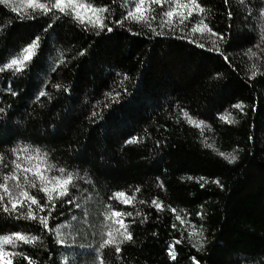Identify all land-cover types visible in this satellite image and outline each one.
Wrapping results in <instances>:
<instances>
[{"label":"trees","instance_id":"trees-1","mask_svg":"<svg viewBox=\"0 0 264 264\" xmlns=\"http://www.w3.org/2000/svg\"><path fill=\"white\" fill-rule=\"evenodd\" d=\"M91 2L109 9L104 16L112 31L55 11L33 13L23 0L0 5V66L40 38L22 72H0V155L8 165H0V175L11 170L12 150L27 147L78 177L69 196L54 201L47 229L39 217L48 209L33 206L35 221L0 210V236L38 237L5 250L22 252L34 264H100L101 258L103 264H193V258L264 264V0H198L222 40L190 35L200 19L195 14L184 24L174 18V29L161 28L167 5L153 6L157 19L149 27L131 19L116 23L134 7L127 0ZM253 70L257 75L250 78ZM41 90L47 95L37 99ZM238 103L242 109L232 107ZM185 112L205 124H190ZM132 137L139 142L126 143ZM219 152L238 159L229 164ZM117 191L135 193L136 201L110 199ZM30 194L47 203L43 192ZM153 199L163 210L151 205ZM109 206L132 213L123 217L132 239L120 245L119 256L115 246L96 251L107 238L99 233ZM176 240L173 261L169 245ZM12 259L27 264L22 256Z\"/></svg>","mask_w":264,"mask_h":264},{"label":"snow or ice","instance_id":"snow-or-ice-1","mask_svg":"<svg viewBox=\"0 0 264 264\" xmlns=\"http://www.w3.org/2000/svg\"><path fill=\"white\" fill-rule=\"evenodd\" d=\"M245 0H240V3H244ZM23 3L28 9H31V12H40L44 15L49 13L56 12L64 16H71V18L79 23L80 25H88L92 28H97L104 30L107 28L108 31H112V28L108 27L105 23L104 13L108 12L109 9L106 7H96L91 2V0H23ZM127 3L134 4V7L127 11L126 15L123 16L122 20L116 21L117 24H123L125 20H135L137 23H144L145 25L151 27V21L157 19L156 8L153 6H159L161 9L167 5V10L162 11L160 15V27H171L175 28L177 25L174 22V18H178L179 24H184L185 21L190 20L193 15L200 16L199 21L195 26L191 27L190 35L200 33L201 36H204L205 33H209L211 36H216L220 40L223 39L222 35H219L212 31L209 25L205 22L206 9L201 6L198 0H147L148 7L145 8L144 5L146 0H127ZM225 3H228V0H225ZM11 0H0V5L10 6ZM11 11L18 12L16 6H11ZM85 13H90L91 15L86 17ZM232 13L229 11V17ZM261 18H264V9H261L260 12ZM92 17H95L94 19ZM28 18H33L28 14ZM166 18V19H165ZM51 26V25H49ZM152 31L155 34L156 29L152 28ZM39 37H36L31 44L27 45L22 49V51L14 58L10 59L8 62L0 66V72L3 71H12L15 73L22 72L31 61L33 56L36 54V50L39 47ZM261 41L264 42V35L261 36ZM190 42L196 43L194 40ZM213 48H215L216 41H212ZM198 47H204L203 43H196ZM259 47V45H257ZM209 50H213L210 48ZM219 51V49H216ZM249 53L255 55L252 52V49L248 50ZM83 54V53H81ZM253 65V69H255ZM257 75V71H252L253 78ZM124 79H127L125 76ZM54 87L59 88L60 85H54ZM15 94V93H13ZM47 93L43 90L39 92V97H44ZM106 96L116 100L119 96V93H116L115 96H112L111 93H106ZM232 107L242 109V104H235ZM0 111H3L0 109ZM184 116L188 119L190 124L195 125L196 127H201L205 124L203 121H195L192 117L189 116L187 112L184 113ZM221 120L225 122L232 123L234 122L229 116L222 115L220 116ZM210 127V126H208ZM139 142L136 137H132L127 140L126 143H137ZM211 147V145H208ZM13 155L15 159L11 161V170L6 174L0 175V210L5 213H8L10 216L14 215L16 219H25V220H37V214L33 210V206L39 209L40 212L49 210L48 216L39 217V223L44 227L48 228V220L51 216L52 211L55 210L56 204L55 200H63L64 197L69 196L70 188L75 186V181L77 180V174L66 171L65 168L56 169L54 165H51L47 161V155L42 153L39 149L30 150L27 147L24 148H14ZM219 155L227 160L229 164L234 163L238 157L233 153L225 154L219 152ZM4 156L0 155V165L3 167H8L4 163ZM56 171L59 175H49V173ZM191 179V178H190ZM207 183V180L204 177L200 178ZM213 183L219 184V181H212ZM163 187V184L160 185ZM204 185L201 184V187ZM31 189H37L39 192H43L47 198L46 204H41L35 195L30 194ZM137 192L140 191L139 188L136 189ZM110 199H116L124 204H133L136 201L135 193L131 196H128L123 191H117L112 194ZM67 203H72L71 200L66 201ZM140 203H145V201H140ZM151 205L156 207L158 211L163 210V204L158 199H153ZM27 207L25 212L23 209ZM175 213L177 210L172 209ZM140 215L139 212L136 213ZM132 216L131 212L123 213L111 209L109 206V211L104 214L105 222L112 220L113 223H118L120 228L110 229L102 235H106L107 238L103 239L99 244L96 251L99 253L106 246H115V251L119 256L121 252V247L124 242L130 241L132 239V234L128 230V225L125 224L123 217ZM177 220H181L179 215L176 216ZM183 224L184 221L181 220ZM107 226V225H105ZM175 228L176 225H173ZM121 229H123L121 231ZM195 232H189V237L191 238ZM60 233H57L58 239L57 242L63 244L64 241L60 239ZM202 235V233H201ZM38 240L36 236H28L19 232L12 233L11 235L0 236V264H13V257L22 256L27 264H34V261L26 254L16 251H6L5 246L11 245L13 249L18 247L19 242L24 244H34ZM181 240H176L173 245H169V257L171 260H176L175 245L180 244ZM194 247L197 245L194 244ZM202 247V245H200ZM199 250V249H198ZM100 264H103V259L101 258ZM193 264H199L195 258H193Z\"/></svg>","mask_w":264,"mask_h":264},{"label":"rangeland","instance_id":"rangeland-1","mask_svg":"<svg viewBox=\"0 0 264 264\" xmlns=\"http://www.w3.org/2000/svg\"><path fill=\"white\" fill-rule=\"evenodd\" d=\"M105 225H107V226H105ZM110 229H116V223H113L112 220H109V221L105 222V220L103 219L102 232L99 233L100 236H101V238H104V237H105V235H102V233H106V232L109 231ZM99 234H98V235H99ZM94 235H95V234H93V236H94ZM66 239H67V238H66ZM100 242H102V241H100Z\"/></svg>","mask_w":264,"mask_h":264}]
</instances>
